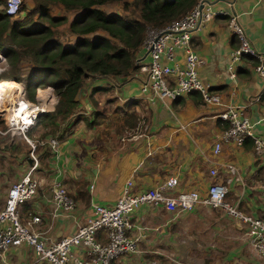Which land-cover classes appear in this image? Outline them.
I'll return each mask as SVG.
<instances>
[{"label":"crops","instance_id":"crops-1","mask_svg":"<svg viewBox=\"0 0 264 264\" xmlns=\"http://www.w3.org/2000/svg\"><path fill=\"white\" fill-rule=\"evenodd\" d=\"M206 3L221 13L194 31L190 42L202 59L197 67L198 78L212 93L219 95L221 103H205L195 92L165 101L142 92L146 72L139 65L150 60L143 46L138 68L129 77L88 80L79 93V107L72 119L82 114L90 121L96 109H100L108 117L106 122L89 126L79 119L64 137L49 134L43 138L60 140L58 154L49 143L37 148L39 165L35 176L40 186L21 208L25 221L41 218L34 227L48 242L72 235L87 223L93 216V203L113 205L127 181H132L133 190L139 191L175 177L177 191L196 190L205 195L210 183L208 171L216 168L219 177L225 179L230 176L225 168L227 164L235 165L240 176L239 180L234 176L229 183L230 197L241 195L246 212L264 217V149L258 154L254 139L247 137L241 145L222 142L220 153L213 154V144L228 123L218 114L229 106L242 111L252 124L253 134L264 141V78L255 69L259 61L254 56L243 55L234 66L235 76H230L229 53L239 43L227 24L230 15H238L247 38L264 57V0H206ZM166 62L182 66V52L176 51L174 59ZM20 78L3 79L7 82L2 84H20L17 80ZM96 86L105 90L94 92L90 99V92ZM8 96L11 95L5 98ZM37 98L46 101L49 111L55 109L58 101L50 86L38 88ZM126 110L138 116L134 127L116 128L109 124V118ZM0 126L5 127V122ZM37 126L28 133L36 128V133L41 134L44 127ZM28 152L30 145L22 135L0 134V158H5L0 159L1 176L9 175L0 185L1 192L2 185L9 184L15 173L17 181L29 169L32 159ZM55 180L63 181L76 200L75 210L70 213L54 211ZM16 181L0 192V209ZM219 210L199 204L191 211L174 216L161 205L140 206L132 218L137 226L145 228L144 235L135 252L115 259L113 264H184L191 263L198 252L202 253L201 264H258L260 259L250 247L245 232H241L245 231L243 225ZM209 232L217 234L216 241L209 239ZM223 233H229L230 239ZM97 238L106 240L103 232ZM72 252L80 258L84 256V251L77 247ZM167 257H173V262L162 263ZM34 262V249L27 244L12 250L4 261L0 260V264Z\"/></svg>","mask_w":264,"mask_h":264},{"label":"built area","instance_id":"built-area-1","mask_svg":"<svg viewBox=\"0 0 264 264\" xmlns=\"http://www.w3.org/2000/svg\"><path fill=\"white\" fill-rule=\"evenodd\" d=\"M22 6L23 0H6V14L11 18L16 17ZM217 13L221 11L211 9L206 0H197V3L180 17L162 28H155L146 33L142 46L150 60L139 65V68L146 72V79L141 84L142 92L165 101L189 91H198L205 103H221L219 95L212 93L198 78L197 67L202 59L191 48L190 42L192 33L204 27ZM227 24L239 43L229 53L230 76H235L234 66L242 56L251 55L259 61L255 69L264 78L263 54L258 52L247 38L238 15H230ZM176 51L183 54L182 66L169 65L166 62L174 59ZM2 56L0 53V58ZM139 61L140 58H137L136 63L139 64ZM18 81L21 87L9 90L13 97L9 105L0 98V119L5 122V127L0 126V134L22 135L30 145L29 157L32 163L26 173L11 185L5 204L0 209V260L4 261L12 250L27 244L33 247L35 252V262L31 264H113L115 259L135 252L144 235L145 228L137 226L132 218L140 206L161 205L167 212L177 216L200 204L220 209L243 225L248 243L260 259L258 264H264V217L242 210L239 207L241 195L233 202L229 201V183L234 176L236 180L240 178L239 170L233 164L226 165L230 176L225 179L219 177L216 168L208 171L210 183L205 195L196 190L177 191L175 177H168L156 186L139 191L133 190L132 181H127L113 205L93 203V216L87 223L79 226L72 235L48 242L34 227L41 218L33 217L25 221L21 208L36 194L40 186V181L35 176L39 165L37 148L49 143L55 154H58L60 141L57 138L44 140L29 137L28 132L37 125L40 115L50 112V109L41 98L35 101L28 99L22 80ZM218 116L228 122V127L214 142L213 154L220 153L222 142L241 145L247 137L254 139L256 152L261 153L264 141L253 134L252 124L242 111L229 106ZM140 122L145 125L143 120ZM52 190V203L56 214L58 211L66 214L75 210L76 200L63 181L55 180ZM100 232L105 236L104 242L97 238ZM73 247L82 249L84 256L80 258L74 255Z\"/></svg>","mask_w":264,"mask_h":264},{"label":"trees","instance_id":"trees-1","mask_svg":"<svg viewBox=\"0 0 264 264\" xmlns=\"http://www.w3.org/2000/svg\"><path fill=\"white\" fill-rule=\"evenodd\" d=\"M32 1L34 5L29 6L23 0L18 15L25 13V16L12 20L5 11L6 0H0V52L9 64V70L0 74V80L21 77L26 96L32 101L36 100L38 88L50 86L54 89L58 101L53 111L40 115L36 126H43L44 130L37 139L49 134L62 138L74 129L79 119L85 120L89 126L105 123L107 117L100 109H96L90 121L82 114L72 119L78 110L79 93L85 83L95 78L125 79L132 75L138 68L136 60L147 29L166 26L197 3V0ZM109 4H121L123 13L106 12L101 8ZM55 5L74 13L73 17L54 16L51 9ZM63 24L68 25L75 41L60 39L58 28ZM26 60L29 70L24 73L22 64ZM4 86L1 84L0 90ZM102 90L105 87H94L89 98ZM190 92L201 97L198 91ZM110 121L116 128L134 127L138 116L126 110ZM0 125L4 126V120L0 119ZM36 131L34 128L28 135L36 138ZM239 207L244 210L241 202Z\"/></svg>","mask_w":264,"mask_h":264},{"label":"rangeland","instance_id":"rangeland-1","mask_svg":"<svg viewBox=\"0 0 264 264\" xmlns=\"http://www.w3.org/2000/svg\"><path fill=\"white\" fill-rule=\"evenodd\" d=\"M24 1H26V3L29 5V6H32V4L34 5V2L32 1V0H24ZM121 7H122V5L121 4H109V5H106V6H102L101 8H103L106 12H111V13H123L122 12V10H121ZM51 12L52 13H54L55 15H58V16H67V17H69V19H71L72 17H73V15H74V13H72V12H67V11H65V9L62 7V6H60V5H55V6H53L52 7V9H51ZM25 16V13L24 14H20L18 17H13V19L12 20H16V19H20V18H22V17H24ZM35 18H37V15L35 16ZM153 29H155L154 27H149L147 30V34L151 31V30H153ZM58 32H59V37H60V39L63 41V42H71V41H75L76 40V38H75V36H73L72 34H70V32H69V30H68V25L67 24H63V25H61V27L60 28H58ZM146 38V37H145ZM7 59H5V56L3 55L2 56V58H0V74L1 73H3V72H7L8 70H9V64H7ZM28 65H29V62L26 60L25 62H24V64H22V66H23V70H24V73H27L28 72ZM30 68V67H29ZM28 69V70H27ZM4 81H2V82H0V85L3 83ZM52 92L54 93V89L52 88ZM55 94V93H54ZM56 96V95H55ZM110 112H111V110H110ZM110 115V114H109ZM107 117V116H106ZM108 118V117H107ZM111 120V118H109V120H107V121H109V122H111L110 121ZM112 123V122H111ZM126 133H128V131H126ZM38 135L39 134H37L36 135V138H38ZM1 160H4L5 158H0ZM13 169H15L16 170V165H13V167H12ZM1 169H2V167H1V163H0V185L3 183V182H6L8 179H6L7 177H9V175L8 174H6V176L4 177V178H2V176H1ZM24 172V171H23ZM16 179H18V177H17V175H16V173H15V177H12V179H11V181L9 182V184H11L12 182H14V181H16ZM9 184H3L2 185V192H1V194L6 190V188H7V186L9 185ZM237 198V196H235L234 198H231L230 197V195H229V201L230 202H233L235 199ZM220 211V210H219ZM222 212V211H221ZM198 228H201V227H198ZM244 229V228H243ZM242 233L243 232H245L244 230H242L241 231ZM210 234V237H209V239L210 240H214V241H216V238L215 237H217V234H215V233H211V232H209L208 233V235ZM223 234H225V238H228V236L230 235L229 233H223ZM186 235V234H185ZM212 235V236H211ZM228 239H230V238H228ZM222 242V241H221ZM226 244H228V242L226 241ZM236 246H237V244H236ZM197 254V256H196V258H192V260H191V263H188V262H185L184 264H201V262L203 261L202 260V253L201 252H198V253H196ZM146 260H154V259H147L146 258ZM183 260V259H182ZM162 263H167V262H173V257H167L166 259H162V261H161ZM153 264V263H152ZM157 264H159V262H157ZM178 264H181V263H178Z\"/></svg>","mask_w":264,"mask_h":264},{"label":"bare ground","instance_id":"bare-ground-1","mask_svg":"<svg viewBox=\"0 0 264 264\" xmlns=\"http://www.w3.org/2000/svg\"><path fill=\"white\" fill-rule=\"evenodd\" d=\"M0 82H2V80H0ZM5 82H7V81H5ZM4 83V82H3ZM15 85V86H14ZM10 86H13V87H10ZM15 87H21V84H16V83H14L13 82V85H5L1 90H0V96H1V99L3 100V101H5V103H6V105H9L10 103H11V101H12V95H11V93H10V91L9 90H12V89H14ZM11 95L10 97L8 96V98L6 99L5 98V95Z\"/></svg>","mask_w":264,"mask_h":264},{"label":"clouds","instance_id":"clouds-1","mask_svg":"<svg viewBox=\"0 0 264 264\" xmlns=\"http://www.w3.org/2000/svg\"><path fill=\"white\" fill-rule=\"evenodd\" d=\"M1 53V52H0ZM2 54V53H1ZM3 55V54H2Z\"/></svg>","mask_w":264,"mask_h":264}]
</instances>
